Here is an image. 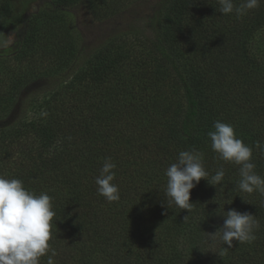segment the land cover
I'll list each match as a JSON object with an SVG mask.
<instances>
[{"label": "trees", "instance_id": "obj_1", "mask_svg": "<svg viewBox=\"0 0 264 264\" xmlns=\"http://www.w3.org/2000/svg\"><path fill=\"white\" fill-rule=\"evenodd\" d=\"M135 8L148 11L127 26ZM82 9L100 24L89 34L68 18ZM218 9V0H54L0 57V74L7 58L20 67L0 90V120L31 85L58 79L0 125V176L52 198L54 264H264V195L238 188L239 166L220 160L207 135L217 120L232 125L264 177L255 147L264 145V2L242 18ZM193 148L209 179L221 167L225 177L202 179L188 211L168 204L165 171ZM108 157L120 194L111 203L95 183ZM231 209L259 221L253 243H223Z\"/></svg>", "mask_w": 264, "mask_h": 264}, {"label": "clouds", "instance_id": "obj_2", "mask_svg": "<svg viewBox=\"0 0 264 264\" xmlns=\"http://www.w3.org/2000/svg\"><path fill=\"white\" fill-rule=\"evenodd\" d=\"M261 2L264 0H243L237 6L234 0H218V11L223 15L234 14L242 18ZM207 135L212 150L220 160L239 166L238 188L249 194L259 192L264 195V177L255 171L253 149L237 137L234 127L217 120L214 131H209ZM255 147L264 152V145L259 142ZM116 167L111 157L106 158L95 179L97 193L110 203L120 200L119 187L113 182ZM165 175L168 204L174 203L190 211L193 206L192 190L202 179L213 186L221 184L225 171L221 167L209 179L203 164V154L193 148L180 151L176 162L166 169ZM54 216L52 198L47 193L36 195L27 190L21 180L0 176V264H41V258L46 255L47 264H54L53 257L57 253L50 245ZM254 217L248 212L228 210L222 227L217 231L222 233L223 243L228 248L233 246L234 241L239 244L253 243L257 239L255 232L260 228L259 221Z\"/></svg>", "mask_w": 264, "mask_h": 264}, {"label": "rangeland", "instance_id": "obj_3", "mask_svg": "<svg viewBox=\"0 0 264 264\" xmlns=\"http://www.w3.org/2000/svg\"><path fill=\"white\" fill-rule=\"evenodd\" d=\"M53 2L54 0H0V57L12 55L18 50L29 17L39 12L49 11L52 7ZM133 11V13H130V15L127 16V26L131 25L133 17L137 16V13L135 12H147L148 9L135 8ZM68 18L70 23L75 22L76 27L86 34H89L90 30L94 29V26L100 25L99 22L96 21L84 9L73 11L71 15L68 14ZM107 27L108 26H105V28ZM92 35H90L89 37H91ZM97 40L98 36L90 38L88 42L96 45L98 43ZM257 41L259 46V54H264V30L260 32V34H258ZM5 60H7L8 62L6 67V70L8 69V73L3 72L2 74H0V90L2 91L4 88H7L9 86L10 80L8 79L12 75L16 76V74H18L20 70L18 63L15 62L14 58H7ZM2 79L4 81H2ZM57 82L58 79H52L42 82L40 81L34 85H31L29 89L24 90L21 94V98L19 99V103L17 104V106H15L14 110H12V113L9 116L4 118L3 120H0V125L10 122L15 117L21 115L23 116V112L26 109L24 99L27 96L40 94L41 92L50 89L51 86L55 85ZM25 116L27 118H32L34 114L28 112L27 114H25Z\"/></svg>", "mask_w": 264, "mask_h": 264}]
</instances>
